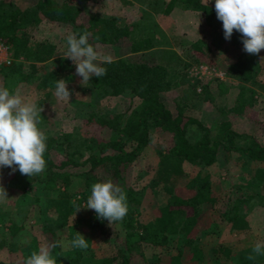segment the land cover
I'll use <instances>...</instances> for the list:
<instances>
[{
    "label": "trees",
    "instance_id": "trees-1",
    "mask_svg": "<svg viewBox=\"0 0 264 264\" xmlns=\"http://www.w3.org/2000/svg\"><path fill=\"white\" fill-rule=\"evenodd\" d=\"M177 6L197 11L206 26L212 30L217 28L215 0H167L163 11L169 13ZM80 11L67 0H35L26 6L18 0H0V38L9 45L15 56L23 55L32 60L30 65L32 70H36V62L52 58L57 51L56 43L35 38L43 23L47 19L74 21ZM150 16L146 22L125 24H119L114 17L101 16L93 24L81 25L77 33H91L89 43L94 46L96 42L115 43L122 38L130 39L132 52L162 46L159 59L114 57L111 63L101 65L107 69L106 75L91 78L92 86L101 96L118 95L130 90L139 99V105L129 112L124 122L117 116L110 117L108 113L92 112L85 118L86 127L96 118V123L102 125L100 127L108 126L116 130L117 137L99 140L89 136L91 130L82 140L74 132L45 133L47 150L43 173L28 177L19 170L13 173L10 168H3L4 179L19 189L32 188L42 182L47 188H64L48 202L59 212L64 222L77 205L87 201L92 184L107 179L122 181L129 213L122 222L111 226L107 220H100L96 215L89 228L95 237L114 245V250L102 259L94 260L93 255L86 254L87 249L73 248L76 254L71 257L69 263L72 264L88 262L90 259L94 264H134V258L143 255L146 249L151 250L154 264H206L209 261L222 264L231 258L233 246L220 238V225L229 226L236 234L249 230L250 221L241 209L246 199L239 196L235 202H231L229 194L223 188H217L215 180L204 169L188 176L189 164L209 166L219 161L221 153L229 160L237 152L242 159L258 164L248 178L247 185H252L255 180L264 187V140L255 134L237 130L230 120L219 122L212 136L211 128L201 119L187 115L183 106H179L175 114L166 104L162 97L163 91L180 82H190L186 78V69L191 63L171 45L164 30ZM230 42L243 45L241 34L234 30ZM190 48V58L195 63L215 64L212 47L206 39L198 38ZM241 55L223 64V67L230 74L257 83L264 89V83L257 77L259 65L255 58ZM66 61L68 63L57 66L53 74L73 70L71 59ZM21 64L14 61L1 68L9 90L18 83ZM52 78V75L47 76L45 84ZM247 99L240 96L239 101L242 102L237 108L242 109ZM194 127L199 129L200 135L193 134ZM153 130L163 135V143L158 149L159 157L151 177V188L154 190L162 186L169 197L165 203L152 204V215L148 218L136 221L134 213L142 203V191L132 182L136 175L133 163L150 144ZM57 147L67 151V157L60 163L53 157V149ZM76 166L84 168L80 171L70 169ZM76 178L79 184L74 193L80 197L72 200V192L67 189ZM152 197L151 201H156L155 196ZM133 203L136 206L134 208ZM120 229L124 231L123 240L120 239ZM47 231L50 233L49 245L59 241L52 226H48ZM60 247L52 249L57 264H61V254L56 253ZM39 248L38 242L34 241L24 251V258Z\"/></svg>",
    "mask_w": 264,
    "mask_h": 264
},
{
    "label": "rangeland",
    "instance_id": "rangeland-1",
    "mask_svg": "<svg viewBox=\"0 0 264 264\" xmlns=\"http://www.w3.org/2000/svg\"><path fill=\"white\" fill-rule=\"evenodd\" d=\"M18 1L26 6L35 0ZM67 1L74 3L81 11L74 21L47 19L43 23L42 29L37 32L35 38L47 39L56 43L57 51L52 58L36 62V70H32L30 65L32 60L26 59L23 55L15 56L11 48H8L7 52L3 49L0 50V85L7 87L5 85L6 78L1 68L14 61L22 63V72L18 77V83L11 85L10 91L13 93L18 91L24 97L25 102L33 103L37 108L43 109L38 126L44 133L74 132L79 140H82V137L91 130L89 136L99 140L117 137L116 130L108 126L100 127L102 125L96 123V118L88 125L92 129L86 127L85 118L89 117L92 112L108 113L110 117L117 116L121 122H124L129 112L139 105L138 97L130 90L118 95L101 96L92 86L91 80L81 84L82 78L75 74V65L74 69L68 73L53 74V72L57 66L68 63L63 56L67 49L66 36L69 33H78L81 25L93 24L101 16L114 17L119 24L146 22L151 14L159 27L166 33V39L191 63L186 69V78L188 77L190 82H180L162 93L164 101L172 108L173 112L176 114L177 108L183 106L187 115L201 119L211 128L212 136H214L216 125L219 122L230 120L237 130L255 134L264 140V89L257 83L230 74L223 67V64L226 65L233 61L240 54L252 56L259 65L257 77L264 83V59H261L264 57V50H261L259 55H250L243 50V45L233 44L230 40H226L222 22L217 17L215 20L217 28L212 30L210 26H206L200 13L195 10L177 6L171 12L165 13L163 9L167 0ZM204 1L208 2V0ZM198 38L206 39L211 45L212 54L216 60L212 65L224 70V76L206 75L192 81L189 69L195 62L190 58V45ZM95 48L101 54H110L112 58L127 56L134 59L151 57L159 59L163 50L159 45L146 51L132 52L131 40L127 38H122L115 43L96 42ZM49 75H52L53 78L45 84V78ZM59 79L67 81V87L71 92L69 101L59 100L54 95L55 82ZM199 87H201L200 90ZM240 96L248 98L242 109L237 108L242 102L239 101ZM251 96L253 97L250 101ZM194 129L195 133L193 134L200 135L199 129L196 127ZM162 143L163 135H160L157 130H153L150 144L133 163L136 178L134 176L132 182L136 184L137 189L141 188L142 191V203L134 213L136 221L148 218L152 215V204L165 203L169 197L162 186H157L154 190L151 188V177L156 169L159 157L158 149ZM66 152L62 147L54 148L55 161L60 163L65 159ZM257 165L255 162L242 159L237 152H234L229 160H226L221 153L219 161L209 166L189 164L188 176L195 174L199 169H204L215 180L216 187L223 188L229 194L231 202H235L239 196L246 199L244 204H241V209L248 216L251 224L250 229L243 234H236L229 226L220 225V238L233 246L231 258L223 261L222 264H264V255L257 256L254 261L247 259L255 243L264 242V187L255 180L252 185L246 183ZM83 168V166H76L70 169L80 171ZM4 175L3 169H0V176H2L0 183L5 187L9 198L7 202L0 203V264L23 263L26 255L24 251L34 241H37L39 246L49 244L48 226H52L56 230L55 237L59 241L68 245L67 247L61 246L60 252H56L61 254V264H72L69 262L76 251L68 242L76 237L77 232L89 240L86 254L93 255L94 260L102 259L103 256L114 250V245L95 237L96 235L94 236V233L89 229L96 216L94 210L82 208L76 212V208L64 222L59 212L48 204L50 199L64 188H47L42 182L32 188L19 189L11 182H7ZM114 183L120 187L123 186L121 180ZM78 184L79 179L76 178L67 189L72 192V200L80 197L79 194L74 193ZM145 192L146 194L143 195ZM153 195L156 201H151ZM134 204L133 208L136 207ZM80 206L85 207L86 202L83 201ZM120 230L122 236L120 239L123 240L124 231ZM151 256V250L146 249L143 255H137L134 258L133 263L154 264V259ZM80 264H94V261L90 259L88 262ZM206 264L215 263L209 261Z\"/></svg>",
    "mask_w": 264,
    "mask_h": 264
},
{
    "label": "clouds",
    "instance_id": "clouds-1",
    "mask_svg": "<svg viewBox=\"0 0 264 264\" xmlns=\"http://www.w3.org/2000/svg\"><path fill=\"white\" fill-rule=\"evenodd\" d=\"M215 12L222 22L226 40L231 39L235 30L241 34L243 50L250 55H259L264 49V0H215ZM90 36L91 33L87 31L66 36L67 49L63 56L64 59H71L75 65V74L82 78L81 84L89 82L93 76L100 78L106 75L107 69L101 65L112 62L110 54H101L89 43ZM54 95L59 100L69 101L71 92L66 80H56ZM42 110L33 103L25 102L18 91L13 93L0 85V169L10 168L13 173L19 170L28 177L38 176L45 171L47 136L38 127ZM8 200L7 191L0 183V203ZM76 208V212L82 208L94 210L97 218L107 220L111 226L126 217L127 196L122 187L107 179L92 184L86 206L77 205ZM88 242L77 232L76 237L68 243L72 248L86 250ZM58 246L68 245L62 241L43 244L38 251L31 252L24 264H57L52 249ZM262 255L264 242L258 241L247 259L254 261Z\"/></svg>",
    "mask_w": 264,
    "mask_h": 264
},
{
    "label": "built area",
    "instance_id": "built-area-1",
    "mask_svg": "<svg viewBox=\"0 0 264 264\" xmlns=\"http://www.w3.org/2000/svg\"><path fill=\"white\" fill-rule=\"evenodd\" d=\"M9 45L0 38V50H5L6 52L8 51ZM8 61H10L8 59ZM189 75L191 76L192 81H196L197 79H201L204 76L208 75H220L224 76L225 72L222 69H219L215 65H212L207 62H202V63H195L194 65L191 66L189 69ZM201 87H199V90Z\"/></svg>",
    "mask_w": 264,
    "mask_h": 264
},
{
    "label": "crops",
    "instance_id": "crops-1",
    "mask_svg": "<svg viewBox=\"0 0 264 264\" xmlns=\"http://www.w3.org/2000/svg\"><path fill=\"white\" fill-rule=\"evenodd\" d=\"M204 1V0H203ZM206 2V1H205Z\"/></svg>",
    "mask_w": 264,
    "mask_h": 264
}]
</instances>
